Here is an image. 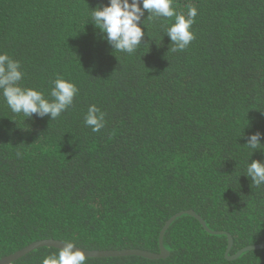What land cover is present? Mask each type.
Returning <instances> with one entry per match:
<instances>
[{
	"label": "trees",
	"instance_id": "16d2710c",
	"mask_svg": "<svg viewBox=\"0 0 264 264\" xmlns=\"http://www.w3.org/2000/svg\"><path fill=\"white\" fill-rule=\"evenodd\" d=\"M107 3L0 0V53L20 62L22 86L47 95L60 76L79 89L55 120H25L0 98V258L46 238L159 252L166 222L188 209L231 233L229 255L264 243V186L243 175L247 161L264 162L244 145L264 134V0H174L178 12L198 10L195 39L176 53L168 22L145 11L132 55L113 53L86 24ZM92 104L105 114L98 132L84 124ZM228 242L184 213L164 234L167 257L86 264H264V248L231 259ZM59 251L35 248L10 264Z\"/></svg>",
	"mask_w": 264,
	"mask_h": 264
},
{
	"label": "clouds",
	"instance_id": "9594fccd",
	"mask_svg": "<svg viewBox=\"0 0 264 264\" xmlns=\"http://www.w3.org/2000/svg\"><path fill=\"white\" fill-rule=\"evenodd\" d=\"M173 5L174 0H108L106 5L90 8L86 24L90 23L99 30L101 39L110 46L113 53L132 55L137 52L145 36V18H142L147 11L148 20L156 22L163 19L168 22L164 30V35L170 39L171 48L168 51L182 52L195 39L191 27L198 10L189 4L184 14ZM20 69L18 60L12 59L7 53H0V98L13 114H22L25 120L34 116H47L55 120L73 105L79 92L74 82L57 76L46 95L36 88L22 86L24 73ZM104 116L95 104L89 105L84 124L92 132H98L104 127ZM262 136L264 134L257 131L247 138L244 145L251 154L264 152ZM243 175L250 179L252 185L258 188L264 186V162L247 161ZM41 264H86V253L79 250L74 242H65L58 253L46 256Z\"/></svg>",
	"mask_w": 264,
	"mask_h": 264
},
{
	"label": "water",
	"instance_id": "95a60500",
	"mask_svg": "<svg viewBox=\"0 0 264 264\" xmlns=\"http://www.w3.org/2000/svg\"><path fill=\"white\" fill-rule=\"evenodd\" d=\"M184 213H188V214L196 217L203 224V226L208 231H210L212 233H215V234L225 233V234H227L229 242H228V247L226 250V255L231 259L237 258L244 251L251 250V249L264 248V243H255L252 245L245 246V247L241 248L240 250H238L236 253L229 255V252H230V250L232 248V244H233V237H232L231 233H229L227 231L214 230V229L208 227L206 220L193 209L180 211V212L176 213L175 215H173L166 222V224L164 225V227L160 233V239H159L160 251L159 252H153V251H149V250L135 249V248L134 249L124 248V249L98 250V249H84V248L78 247V246H76V247L79 250H81L82 252L86 253V256H88V257L142 255V256H145V257H148L151 259L165 258L168 256L169 252L164 245V234H165L166 230L169 228L170 224L178 216H180ZM63 243H65V241L55 239V238L40 239V240L32 242L31 244L27 245L26 247H24L20 250H17L16 252H14L10 255H7V256L0 258V264H10L13 261H15L16 259H18V258L22 257L23 255L29 253L33 249L43 247V246H52V247H57V248L61 249L63 247Z\"/></svg>",
	"mask_w": 264,
	"mask_h": 264
}]
</instances>
